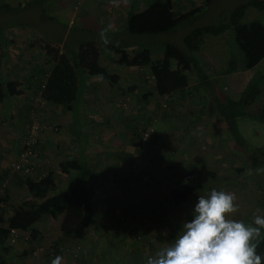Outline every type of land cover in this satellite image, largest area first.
I'll use <instances>...</instances> for the list:
<instances>
[{"label":"trees","instance_id":"trees-1","mask_svg":"<svg viewBox=\"0 0 264 264\" xmlns=\"http://www.w3.org/2000/svg\"><path fill=\"white\" fill-rule=\"evenodd\" d=\"M34 1L39 0H28L31 3ZM213 1L203 0L200 6L176 15L173 0H133L122 33L125 32L131 36H145L173 32L184 23L191 22L204 9L209 8ZM142 3L144 4L143 10L136 11ZM0 8L10 13L16 12L8 4ZM249 8L264 12V0H250L247 4L234 8L216 25L191 30L184 36L182 46L165 44L163 54L155 59L151 58L146 48L140 52L135 51L130 56L123 48L115 46V40L114 43L109 42L105 45L108 50L118 54L116 63L119 66L143 67L148 70L151 76L148 81L150 84L153 83V90L162 99L165 108H173L172 105L175 103L178 105L179 100L188 101L193 98L198 99L200 104L204 103L201 112L194 115L192 119L209 121L214 126L213 133L220 134L219 136L225 134L224 137L228 136L233 139L236 142L235 147L242 150L244 138L239 132V120L251 118L264 124V104L253 113L249 110L261 93L260 82L253 77L237 100L231 99L224 87L226 86L225 77L239 70H252L264 59V23L258 20L249 23L242 22ZM228 31L233 34L235 46L243 59L242 66L239 65L237 58L230 55L227 42L223 37ZM207 36L215 39L214 41L208 39L202 47ZM34 43L40 47L45 61L42 67L28 77V80L29 82L31 78L34 80V97H38L43 103L71 111L75 114L74 118H77L78 110L75 105H79L82 100L87 78H99L110 86L117 84V75L109 73L106 66L100 63L102 53L96 42L83 41L78 45L77 50L72 52L64 49L59 43L54 44L38 36ZM9 44L8 37L0 31V101L4 96L13 99L23 95L22 83L19 80L11 78L3 81L5 60L8 58L6 49ZM207 50L217 65L216 75L208 74L197 58L200 53ZM226 51L227 54H225ZM218 53L223 54L217 57ZM190 74L195 77L194 84L190 83ZM262 77L264 80V76ZM34 104H36L35 99ZM78 121L71 126V133L74 135L78 150L73 158H68L58 165L60 171L67 176L66 185L59 187L55 172L47 170L41 175L36 174L31 177L32 174L25 177L24 184L28 195L20 202L11 201L6 195L4 198L1 197L0 264H7L14 258H27L32 255L38 247L35 244L42 238L38 224L54 221H58L59 232L66 238L79 236L86 231L92 233L91 246L87 255L89 264H126L117 260V243L114 236L110 234L112 229L107 227V222L101 215L99 202L101 203L103 199L99 197L97 184L104 172L95 169L83 153L87 137L81 130L74 128ZM91 121L92 124L102 127H108L110 124L98 114H93ZM134 121L137 124L138 119ZM188 122H192L191 119ZM151 126L154 129L153 125ZM133 130L136 132L137 128L133 127ZM51 133L58 135L59 128L52 125ZM136 134L139 138V134ZM157 138L158 133L154 129L151 141H157ZM149 149L151 150L150 145L146 151L148 152ZM253 166L257 172L261 171L260 174H256L257 179H253L252 176L243 177L241 173H244V167L234 168L236 180L247 181L259 192L257 203L240 220L245 223H251L255 215H264V177H262L263 171L261 170H264V166L255 159ZM131 177L127 176L125 179L113 177L112 182L118 186L121 180L125 185H129ZM217 180V174L205 164H193L183 173L176 186L169 190L165 205L158 203L162 215L165 217L169 208L193 210L198 196L206 195L212 189L220 191L221 187L217 186L220 182ZM104 209L110 211L109 207H104ZM191 219L192 216L189 220ZM118 223H121L119 219ZM18 233L25 235L28 244L27 248L24 247L21 251L12 250V247L16 245L12 246L11 241ZM175 236L172 235L169 239L160 237V240L168 243L167 246H169L174 242ZM257 244V251L264 255V229H262ZM55 254L57 252L50 259L49 264Z\"/></svg>","mask_w":264,"mask_h":264},{"label":"rangeland","instance_id":"rangeland-1","mask_svg":"<svg viewBox=\"0 0 264 264\" xmlns=\"http://www.w3.org/2000/svg\"><path fill=\"white\" fill-rule=\"evenodd\" d=\"M249 1L214 0L209 8L204 9L191 22L184 23L173 32L161 35L131 36L125 32L121 35L101 33L100 18L89 15L91 11L95 10L96 5L100 4L99 0H56L55 2L54 0H39L32 3L28 0H0V6L8 4L13 10H16V12L10 13L0 8V31L10 41L6 49L8 53L7 66L12 67L11 72L15 75L25 76L26 73H34L44 65L45 60L42 51L34 43L37 36L54 44L59 43L69 52L76 51L78 45L83 41H93L98 44L102 55L110 56L114 60V57L118 58V54L106 48L105 44L109 42L112 43L115 40L114 42L130 56L133 55L136 46L137 48H155V50L160 51L167 43L182 46L184 36L191 30L197 27L216 25L224 17H227L234 8L247 4ZM125 2L126 0H119L118 4L121 6ZM202 2L203 0H177V5L182 9V12H187L196 6H200ZM100 10L109 11L113 9L111 3L107 1ZM87 13H89V16L85 18ZM180 13L181 11L176 8L175 14L179 15ZM84 18L86 24L81 25L80 21ZM256 20L264 23V12L252 8L247 9L242 22L249 23ZM90 21L93 22L89 24ZM223 37L227 42L230 55L237 58L239 65L242 66L243 59L235 46L233 34L228 31ZM208 39L214 41L215 38L207 36L202 47L205 46ZM208 51H204L203 54ZM203 54H201L202 60L205 59ZM225 54H227V51ZM204 62L210 64H208L206 70L215 71L212 74L215 75L217 65L211 66L210 60L206 61V59ZM250 74L254 77H252L253 79L259 80L261 89L259 97L249 108L253 113L255 110L257 111L259 106L264 104V80L262 77L264 76V59ZM235 93L238 94V90ZM40 105H42V101L39 100L36 103L37 112L33 117L37 119L40 128L45 126L49 129L52 126L50 121L47 123H43V121L50 114L48 111H43L42 115L40 113V117L38 113L40 108L38 106ZM197 105H200V103L196 98L188 99L181 107L177 104L172 105L174 109L165 108L163 102L157 104L156 115H162L165 112L167 114V125L161 120L154 122L146 118L144 114H138V118H134V120L138 119L137 124L139 123V126L142 124L153 125L158 133V138L157 142L150 143L151 150L149 149L148 152L143 151L138 145L142 157L138 159L134 157L133 159L135 166L133 171L136 173V178L131 179L133 182L129 181L131 186L125 185L120 182L121 180L118 186H115L112 182L113 177L104 175L97 184L101 200L103 199L101 203L99 202L101 215L106 220L107 227L114 231L111 230L110 234L114 236L117 243L116 257L121 263L146 264L149 256L168 247V243L162 242L160 237L169 239L170 236L178 233L183 223L190 221L192 209L169 208L164 217L158 203L161 202L165 205L169 190L176 186L183 173L193 164H205L210 170L214 171L218 177L217 181L220 182V184H217L221 187L219 190L234 196V205L237 212L230 214L229 218L240 221L257 203L259 192L247 181L236 180L234 168L244 167V173H241L243 177L250 178L252 176L253 179H257L255 176L257 173L260 174L261 171L257 172L253 165L255 159L264 166V124L251 118L239 120V132L244 138L242 150H239V147H235L236 142L233 139L228 136L224 137L225 134L219 136L220 134L213 133L214 129H209L206 125L207 121L192 119L195 117ZM77 116L79 121L74 128L81 130L83 129L80 123L81 115ZM30 117L25 122L24 137L31 121ZM190 119L192 123L189 126L188 121ZM131 126H133L132 121ZM137 128L139 127L137 126ZM117 130L116 132H119L120 136H116L114 139L109 138L112 146L122 142L124 134H121L122 132L119 129ZM165 131L167 132L166 141H164L165 147L163 149H161L163 146L159 149L158 146L154 147L156 143L160 145L159 134L160 132L165 133ZM24 144L25 139L22 141L18 157H13V155L16 156L13 153L12 157H9L12 148H5L4 143H0V176L7 171L9 172L13 165L21 160L24 154ZM153 147L154 149H152ZM164 149H166V153H169L171 149H176V155L174 157H163L164 155L160 152L165 153ZM178 153L182 156L178 157ZM138 156L140 155L138 154ZM101 158L104 159L102 161L103 166L110 167L114 162V159H109V157H107L108 159L106 157ZM30 160L35 168V173L31 177L36 174H44L46 170L51 169L58 172L57 185L59 187L66 185L67 177L60 171L56 163L58 158L30 157ZM112 168L116 167L113 166ZM118 170L122 169H116L115 175H119ZM255 170L256 172H254ZM261 170L263 171L262 177H264V170ZM42 171L45 172L42 173ZM24 180V176L15 173H10L4 184L1 183L0 179V196L2 195L1 197L4 198L6 195L9 200L20 202L28 195ZM104 206L109 207L110 211H105ZM118 219L121 223H118ZM37 227L41 229L42 233L40 242L35 244L38 247L29 259L20 257L21 261L29 262L30 260V262L34 261L36 264H49L50 259L57 252L54 258L56 256L63 257L61 264H89L87 255L91 246V232L86 231L79 236L66 238L61 236L59 232L58 221L40 222ZM16 235L11 241L12 246L16 245L12 247V250L21 251L24 247L27 248L25 235L20 233ZM31 258L35 260H31Z\"/></svg>","mask_w":264,"mask_h":264},{"label":"crops","instance_id":"crops-1","mask_svg":"<svg viewBox=\"0 0 264 264\" xmlns=\"http://www.w3.org/2000/svg\"><path fill=\"white\" fill-rule=\"evenodd\" d=\"M99 1L100 4H97L95 10L91 11L90 14L87 13L85 18H87L89 15H95L97 18H100L99 23L100 27L102 28V34L108 33L109 35H114L122 33L123 25L127 18V15L132 8L131 5L133 0H126L123 5L121 4V6L118 4L119 0ZM107 1L111 3L113 10L101 11V7L104 6V3H106ZM173 4L174 13L176 8L178 9V11H181V13H184L182 12V9L178 7L177 0H173ZM143 8L144 4H139L136 11L140 12L141 10H143ZM85 18L80 21L81 25L86 24ZM92 22L93 21H90L89 24H91ZM218 43L220 44V42ZM114 44L115 46H118L116 43ZM145 48L149 51L152 59L161 56L164 52V48L162 49V51H160L155 50V48H137V46L136 48H134L133 52H140ZM201 54H203V52L200 53V56L197 57L199 58L201 66L208 74H213L215 71L206 70L208 69L209 63L204 62L206 59V61L210 60L211 66H214L216 64L215 60L211 56V53L206 52L203 54V58H205L203 59L204 61L201 59ZM219 54L220 53L217 54V57H221V54ZM115 59V57L113 60V58H110V56L104 55H101L100 57V63L106 66L109 73L117 75L118 81L115 86H110L99 78H87L85 80L86 89L82 96V100L76 107V110H78L77 115H81L80 123L83 128L81 129V131L84 134L86 133L85 135L87 137V142L84 144L85 147L83 148V153L88 157L95 169L104 172L103 176L105 175L109 177H118V179H125L127 178V176H132L131 179H135L136 173H134L133 171L135 169L133 159L134 157H137V159L139 157H142V152H140L141 149L138 147L137 142L138 138H136V133H138V130H136V132H134L133 130V127L137 128V126L139 127V125L136 124L135 121L133 122V117L136 116V118H138V114H144L146 118L153 120L154 122L161 120L167 125V114L163 112L162 115H156V106L163 101L153 90V83L150 84V82L148 81L151 78V76L148 74V70L143 67L119 66L117 63H115ZM7 62L8 59L5 60L6 66L4 65L3 81H7L11 78H16L17 80H19L22 83L23 95L13 99H8L6 96H4V98L0 101V143H4L5 148H12L9 152V157H12V153L16 155H13V157H18L21 151V144L24 140V134L26 131V119L28 120V117H30V115L32 117L37 112V106H34V80L32 78L30 82L28 80V77L34 73H26L25 76H17L11 72L12 67H9V65L7 66ZM112 66H114V68H112ZM253 70L254 69L248 71L239 70L238 72L225 77V92L231 99L237 100L239 98L240 93L253 77L250 74V72H252ZM189 79L191 84H194L196 82L195 77L192 74L189 75ZM236 90H238V94L235 93ZM143 95H145V97H143ZM179 101V107H181L184 102H187V100ZM203 106L204 103L196 106L195 115L201 112ZM34 107L35 111L32 112V109H34ZM38 107H40L38 111L39 116L40 113L42 115L43 111H48V113L50 114L44 119L43 123H47L50 121V124L56 125L59 128V134L53 135L51 133V130L45 126L41 128L38 145L33 149V157H53V159L58 158V160L56 161L57 165L64 162L68 158H73L74 154L78 150V146H76L74 135L71 133V126L75 121H78V117L74 118V113L59 106H53L42 102V105ZM93 114L101 115V117L103 116L104 119L109 121V126L102 127L92 124L91 117H93ZM131 121L133 123V126H131ZM195 121H202V119H195ZM188 123L190 126V123L192 122ZM206 125L209 129L214 128V126L209 123V121H207ZM117 129L122 132L121 134H124L122 142H120L118 145L112 146L111 140H109V138L114 139L116 136H120V134H118L119 132H116L118 131ZM159 136L160 145L159 143L158 145L156 143L154 147L158 146L159 149V147L163 146L161 148L163 149L165 147L164 141H166L167 132H160ZM166 145L168 146L167 143ZM154 147L152 149H154ZM176 151V149H171L169 153H166V149H164L165 153H160L164 155L163 157H174L176 155ZM138 154L140 156H138ZM178 155V157L182 156L180 153H178ZM101 157H109V159H114V162L110 165V167H108L107 165L103 166L102 161L104 159ZM100 166L102 167L100 168ZM113 166H115L116 168H112ZM119 168L122 170H118L119 175L115 176V170ZM43 172L45 171H42V173ZM8 174L9 173L7 171L0 176V179L2 181L1 183H4L5 179H7V177L9 176ZM57 174L58 172H55L56 177ZM131 179L130 181L133 182ZM120 184L122 185V183ZM129 185L131 186V183ZM99 197H101V195ZM27 258L29 259L30 256H27ZM31 260L35 259L31 258ZM31 263L35 264L34 261L30 262V260L29 262H24L23 260L21 261V258L19 257L11 259L7 264Z\"/></svg>","mask_w":264,"mask_h":264},{"label":"clouds","instance_id":"clouds-1","mask_svg":"<svg viewBox=\"0 0 264 264\" xmlns=\"http://www.w3.org/2000/svg\"><path fill=\"white\" fill-rule=\"evenodd\" d=\"M234 199L216 189L198 196L192 219L183 223L174 242L149 256L146 264H262L264 255L257 251V241L264 215H255L251 223L229 218L237 212ZM62 259L56 256L51 264H61Z\"/></svg>","mask_w":264,"mask_h":264},{"label":"built area","instance_id":"built-area-1","mask_svg":"<svg viewBox=\"0 0 264 264\" xmlns=\"http://www.w3.org/2000/svg\"><path fill=\"white\" fill-rule=\"evenodd\" d=\"M36 103L37 101H39L38 98H35ZM36 107V104L34 105ZM34 107V110H35ZM32 112H34L32 110ZM33 117V116H32ZM31 117V121L27 127V133L24 137L25 139V144H24V154L22 155V158L20 161L16 162L13 167L10 169V171L8 172L10 175V173H15V174H19L21 176H29L32 175L34 173V165L32 163V161L30 160V157H33V149L38 145V140H39V134H40V125L38 124L37 119H35L34 117ZM50 130H52V126L49 127ZM138 134H139V138H138V145L139 147L143 150L146 151L145 149L148 148V146L150 145V142H152V137H153V133H154V129L152 128L151 125H141L138 128ZM4 183H6V179L4 181ZM3 183V184H4ZM0 200H1V196H0Z\"/></svg>","mask_w":264,"mask_h":264}]
</instances>
